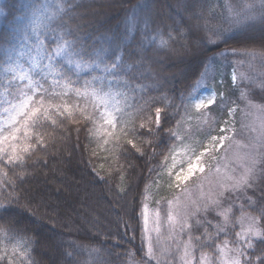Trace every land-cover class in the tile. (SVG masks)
<instances>
[{
    "label": "trees",
    "instance_id": "16d2710c",
    "mask_svg": "<svg viewBox=\"0 0 264 264\" xmlns=\"http://www.w3.org/2000/svg\"><path fill=\"white\" fill-rule=\"evenodd\" d=\"M159 2L141 21L123 23L117 17L120 0H0V125L8 116L5 109L29 91V80L22 76L56 92H68L65 83L83 91L87 82L89 93L98 91L109 111L118 109L121 117L115 128L101 127L104 106L97 105L96 118L86 127L81 109L91 115L99 97L81 99L69 92L57 103L79 105L74 111L79 121L65 113L56 124L45 123L43 144L33 146L34 154L18 166L0 165V264H144L147 197L152 205L159 200L164 206L172 192L208 177L170 188L165 173L178 148L190 138L204 144L209 133L218 135L230 120L229 110H235V130L220 152L234 141L249 142L250 133L240 129L247 105L264 119L261 0ZM48 13H56L51 21ZM208 29L221 34L213 36ZM64 41L73 46L71 62L63 54L54 56L50 71L45 50ZM113 62L117 68L102 71ZM53 79L61 83L53 86ZM207 90L215 92V103L196 110V99ZM155 107L166 113L159 135L155 125L151 134L145 125L123 135L133 122H143L138 119L142 110L154 115ZM108 131L114 135H105ZM250 135L251 145L259 141ZM251 170L254 188L221 199L219 206L197 202L188 214L189 226L205 216V207L213 209L207 215L216 221L227 208L233 215L258 216L253 208L264 207V183L253 161ZM205 227L213 234L212 225ZM251 258L257 264V257Z\"/></svg>",
    "mask_w": 264,
    "mask_h": 264
},
{
    "label": "snow or ice",
    "instance_id": "6c2138e0",
    "mask_svg": "<svg viewBox=\"0 0 264 264\" xmlns=\"http://www.w3.org/2000/svg\"><path fill=\"white\" fill-rule=\"evenodd\" d=\"M261 7L264 9V0H261ZM63 11V8H60ZM56 13H48L46 15V20L51 21ZM47 26V25H45ZM212 32L213 36H218L221 33L208 29ZM35 31V29H33ZM28 37L25 36V40ZM63 40V37H61ZM40 44H43V41H39ZM72 44L69 41H64L61 44H58L55 49H46V58L49 63L46 67L51 71L52 65L51 61L54 56L65 55L69 58V62H71V56L73 55ZM22 54V53H21ZM78 54V53H77ZM119 56L115 57L116 61H119ZM97 68H100V63H96L94 65ZM117 63L113 62L111 67L105 65L102 71L110 72L113 69L117 68ZM77 68H80V65L77 64ZM12 71V69H9ZM28 79L29 80V91L23 93V98L21 101L13 105L10 109H5V112L8 113L7 119L4 120L3 124L0 125V165H4L5 167L12 165L18 166L23 163L25 156L28 154H34L33 146L43 144L42 136L44 133L41 129L44 127L45 123L51 122L52 124L57 123V117L63 116L65 113H68L73 119L79 121V117L74 116L75 107H79L76 105L75 107H70L68 103H57V99L59 97H63L69 94V92L73 93L78 98L85 97H99L98 91L93 89L91 93H89L88 89L90 85L86 82L83 91L80 88H70L68 83L63 84V88L68 90V92L60 91L56 92L54 88H46L43 83L40 81H33L31 77L22 76L20 79ZM47 80V75L44 77ZM61 81L53 79L52 85L58 86ZM51 92V95L49 94ZM215 103L214 97H209L207 100H199L195 103V108L197 110L211 106ZM97 105H103L104 111L100 113V118L102 120L101 127L105 125L109 128H115L119 123L121 117L115 114L118 109L109 111L107 100L105 97H99L97 100V104L93 105L94 112L89 115L87 113V109H81V113L84 118L85 126L93 123L96 114L98 112ZM148 115L143 114V110L141 116L138 119H142V123L138 126L135 122H133L132 127L124 128L122 130L123 135L131 136L137 132V127L139 129H144L145 125H147V134L152 133V126L155 125L157 129V135L163 131L162 125L166 124V113L162 109V107L154 108V115H152V110L148 109ZM229 116L234 115L232 110H229L227 113ZM230 129L225 127L221 129L222 133H227ZM141 135L145 133L141 132ZM105 135H114L111 131L105 133ZM210 140L207 145H202L204 151H201L199 155L195 156L194 160H189L187 168L176 172L173 180L177 187L180 186L181 183L188 181L191 179L196 172L203 173L205 171L203 165L202 158L206 155L212 156L213 153L219 149L224 147V143L229 139L227 135H211L209 133ZM126 143L131 145L132 148H137V144L132 139H127ZM254 153L253 164L259 166V180L261 183H264V137L258 142H253L251 145ZM259 158L256 159L255 157ZM30 158V156H29ZM10 171H14L15 168H10ZM219 171V169H217ZM255 175V172L249 170V175L247 178L238 177L236 178V187L234 189H224V192L218 194L217 198V206H219V201L221 199L228 200L232 198H238L237 193L243 191L247 192L249 188H254L255 182L251 179V176ZM226 193V194H225ZM249 206H252V201L249 202ZM199 211V209L197 210ZM205 216L201 219H197L195 223L189 226L187 223L181 224V230L188 228L187 232V242L184 246L183 252V260L184 264H192V260L195 259V252L197 247L201 250L204 248L213 249L215 251H223V249L219 248L217 245V240L220 238V233H223L225 237L229 238V241L232 244V249L230 250L234 253L233 256L229 257L224 264H253L252 256L257 257V264H264V207L262 208H253V211L258 213V216L251 217L248 227L245 229L243 227V222L234 218L231 215H226L224 224L216 227V235L208 233L207 226L212 225V220L208 218V213L213 211V209L209 207H205L203 209ZM144 225L145 231H147L148 224V216H147V206L144 208ZM169 221L172 220V215L169 213L168 216ZM159 220V215L157 214V222ZM229 221L231 222V230H229ZM240 225V230L236 231L237 225ZM203 229L204 232L201 235H196L195 232ZM10 230H13L10 228ZM207 234V238L202 240V235ZM243 237V239H241ZM188 245H192V253L193 256H189ZM148 260L144 262V264H149V262L155 257V252L153 249V245L151 241L148 244V251L146 253ZM9 264H12L10 261ZM23 264V261L21 262ZM198 264H204V257L202 256ZM208 264H215L214 261L209 260Z\"/></svg>",
    "mask_w": 264,
    "mask_h": 264
},
{
    "label": "rangeland",
    "instance_id": "374dc122",
    "mask_svg": "<svg viewBox=\"0 0 264 264\" xmlns=\"http://www.w3.org/2000/svg\"><path fill=\"white\" fill-rule=\"evenodd\" d=\"M116 1V0H114ZM123 3V7L118 10V21L125 23H132L136 20H140L144 15L149 14L150 11L157 10L162 0H136L130 3L127 0H120ZM107 16V15H106ZM183 69V68H182ZM181 71V70H180ZM209 97L216 98V94L213 90H207L201 93L196 99L207 100ZM195 102V103H196ZM195 107V105H194ZM196 109V108H195ZM197 110V109H196ZM200 110V109H199ZM235 113V110H232ZM244 121L241 124V130L246 133H252L254 138L260 140L264 137V119L259 115V111L254 108L251 109V105H247L244 109ZM246 117V118H245ZM236 119L234 115L230 116V120L221 127L229 128L227 133H220L217 135H227L229 138L235 130ZM248 134L249 142L244 143L240 140L234 141L231 146L226 145V149L220 152L217 149L212 156H204L203 167L205 171L203 173L196 172L191 178L199 177L203 174L208 177L201 182L192 185L190 188H182L180 193H173V197L165 201V205L158 200L154 205L151 204L150 197L144 204L142 211V223H143V234L146 242V252L148 251V244L151 241L155 252V257L152 259L153 262L165 264H184L183 252L184 246L187 242L188 228L181 230V224L188 222V214L193 210V206L197 202L207 201L210 204L216 203L217 192L222 193L224 189H234L236 187V178L245 177L249 175L251 170V164L254 158L253 149L251 148V135ZM210 138L204 142L203 145H207ZM227 141V140H226ZM225 141V143H226ZM224 143V145H225ZM202 144L198 140L190 138L182 146L178 148L174 154L171 164L166 171V177L168 178L170 188L177 187L173 177L176 172L187 168L188 161L194 160L195 156L199 155L201 151H204ZM219 169V171H217ZM185 181L180 185L189 182ZM232 187V188H231ZM147 206L148 224L147 231H145L144 225V208ZM191 207L190 210L188 208ZM231 208L222 209L217 214L219 221L212 220V231L213 236L216 235V227L224 224L225 216L231 215L234 218L243 222V227L246 229L251 219V215L248 213H238L233 215ZM169 213L172 215V220L169 221ZM157 214L159 220L157 222ZM229 230H231V222L229 221ZM236 231L240 230L238 224ZM243 239V237H241ZM217 245L223 251H215L213 249L204 248L200 249L197 247L195 252V259L192 260V264H198L201 257H204V264H208L209 260L215 262V264H224L229 257L233 256L230 250L232 244L228 237H225L223 233H220V238L217 240ZM189 256L192 257V245H188ZM252 259V258H251ZM253 260V259H252ZM257 261V258H255Z\"/></svg>",
    "mask_w": 264,
    "mask_h": 264
}]
</instances>
